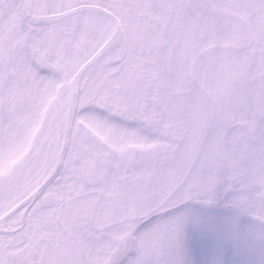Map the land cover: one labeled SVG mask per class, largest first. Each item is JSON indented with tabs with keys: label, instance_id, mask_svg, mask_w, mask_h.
<instances>
[{
	"label": "snow or ice",
	"instance_id": "obj_1",
	"mask_svg": "<svg viewBox=\"0 0 264 264\" xmlns=\"http://www.w3.org/2000/svg\"><path fill=\"white\" fill-rule=\"evenodd\" d=\"M221 184L264 224V0H0V264H182Z\"/></svg>",
	"mask_w": 264,
	"mask_h": 264
},
{
	"label": "flooded vegetation",
	"instance_id": "obj_2",
	"mask_svg": "<svg viewBox=\"0 0 264 264\" xmlns=\"http://www.w3.org/2000/svg\"><path fill=\"white\" fill-rule=\"evenodd\" d=\"M231 199V192L221 184L212 203L187 201L177 210L184 218L180 243L182 262L216 264V261L209 262L210 253L222 261L238 253V264H264V224L232 207ZM155 222V219L146 220L140 229L151 227ZM243 238L251 239V244H245ZM239 242L243 245H238Z\"/></svg>",
	"mask_w": 264,
	"mask_h": 264
},
{
	"label": "rangeland",
	"instance_id": "obj_3",
	"mask_svg": "<svg viewBox=\"0 0 264 264\" xmlns=\"http://www.w3.org/2000/svg\"><path fill=\"white\" fill-rule=\"evenodd\" d=\"M243 242L245 244H251L252 240L249 239V238H243ZM238 245L242 246L243 243L239 242ZM227 253H231L232 254L233 252H226V254ZM209 255H210L209 262L213 261V263H215L214 261H216V264H218V263H220V264H238V262H239V257H237L239 255L238 253H236V256H227V258L224 261H222V260H220L218 258L214 259L212 257V255H213L212 253H210ZM182 264H185V263L182 262ZM187 264H189V263H187ZM239 264H241V263H239Z\"/></svg>",
	"mask_w": 264,
	"mask_h": 264
}]
</instances>
